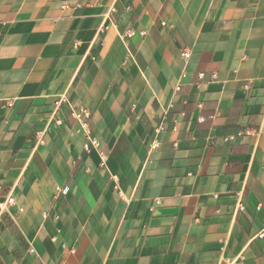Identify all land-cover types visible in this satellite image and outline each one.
Segmentation results:
<instances>
[{
  "label": "crops",
  "instance_id": "obj_1",
  "mask_svg": "<svg viewBox=\"0 0 264 264\" xmlns=\"http://www.w3.org/2000/svg\"><path fill=\"white\" fill-rule=\"evenodd\" d=\"M236 260L264 264V0H0V264Z\"/></svg>",
  "mask_w": 264,
  "mask_h": 264
},
{
  "label": "built area",
  "instance_id": "obj_2",
  "mask_svg": "<svg viewBox=\"0 0 264 264\" xmlns=\"http://www.w3.org/2000/svg\"><path fill=\"white\" fill-rule=\"evenodd\" d=\"M162 25H163V26H166V25H167V22H166V21H162ZM130 35H132V34H130ZM184 55H185V56H189V53H188V52H185ZM200 75L202 76L203 73H201ZM88 114H89L88 111L85 110V109H83V110L78 111V112L75 113L76 117H77L78 119H80V120H82V117H83L84 115H88ZM165 129H166V127H165L164 122H163V121L160 122V123L158 124V126L156 127V129H155V131H156V136H155V138L153 139V141H152L151 144H150V149H151V150H156V149H158V148L161 146L162 142H161V139H160V134H161ZM86 147H87V149H88V148H89V144H87ZM10 202H14V198H10ZM260 236L262 237V236H263V233H261ZM230 264H244V263H243L241 260H236V261L231 262Z\"/></svg>",
  "mask_w": 264,
  "mask_h": 264
}]
</instances>
